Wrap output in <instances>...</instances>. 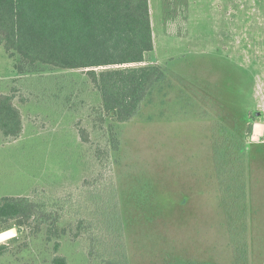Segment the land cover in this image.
I'll return each instance as SVG.
<instances>
[{
  "label": "rangeland",
  "instance_id": "374dc122",
  "mask_svg": "<svg viewBox=\"0 0 264 264\" xmlns=\"http://www.w3.org/2000/svg\"><path fill=\"white\" fill-rule=\"evenodd\" d=\"M150 8L155 48L145 63L173 61L172 85L127 123L103 122L85 71L21 75L0 46V92L16 95L25 119L17 139L0 132V197L59 202L67 230L47 240L44 228L0 225L18 229L0 243V264H264V137L249 127L264 124V0Z\"/></svg>",
  "mask_w": 264,
  "mask_h": 264
},
{
  "label": "trees",
  "instance_id": "16d2710c",
  "mask_svg": "<svg viewBox=\"0 0 264 264\" xmlns=\"http://www.w3.org/2000/svg\"><path fill=\"white\" fill-rule=\"evenodd\" d=\"M151 12L150 0H0V46L15 59L21 75L46 68L85 71L99 94L103 122L127 123L136 118L150 96L172 85L173 61L166 66L145 63L148 52L155 48ZM233 84L228 87L231 93ZM16 100L14 93L0 92V132L11 140L20 137L25 128ZM234 102L235 97L227 101L230 109H235ZM249 127L252 131L253 125ZM109 130L112 148L118 150L111 123ZM232 138L243 152L244 140ZM45 203L32 196L0 197L1 227L15 224L20 230L27 225L34 234L44 228L47 240L60 238L66 230L60 228L64 218L61 204ZM88 229L82 218L76 220L77 233L86 234ZM55 247L58 249V243ZM104 262L129 264L126 258ZM53 264L68 262L64 256H56Z\"/></svg>",
  "mask_w": 264,
  "mask_h": 264
},
{
  "label": "water",
  "instance_id": "95a60500",
  "mask_svg": "<svg viewBox=\"0 0 264 264\" xmlns=\"http://www.w3.org/2000/svg\"><path fill=\"white\" fill-rule=\"evenodd\" d=\"M257 114L260 115L261 113L258 112ZM255 127H256V134L254 135V140H260V133L264 129V124L261 122H256ZM16 235H18V229L16 227H12L10 229L1 231L0 232V243H3L5 241L15 237Z\"/></svg>",
  "mask_w": 264,
  "mask_h": 264
},
{
  "label": "crops",
  "instance_id": "0c3cea01",
  "mask_svg": "<svg viewBox=\"0 0 264 264\" xmlns=\"http://www.w3.org/2000/svg\"><path fill=\"white\" fill-rule=\"evenodd\" d=\"M256 134V127L255 124L253 125V129H252V137L254 138V135ZM264 137V129L262 130V132L260 133V140H262V138Z\"/></svg>",
  "mask_w": 264,
  "mask_h": 264
}]
</instances>
